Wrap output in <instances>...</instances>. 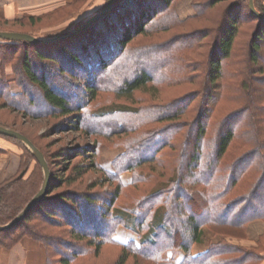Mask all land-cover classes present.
I'll list each match as a JSON object with an SVG mask.
<instances>
[{
  "label": "trees",
  "instance_id": "1",
  "mask_svg": "<svg viewBox=\"0 0 264 264\" xmlns=\"http://www.w3.org/2000/svg\"><path fill=\"white\" fill-rule=\"evenodd\" d=\"M129 1L115 0L103 20L115 40L110 32L97 31L98 24L63 42L0 39L2 66H13L20 85L22 76L28 80L16 94L0 79L2 107L24 118H67L72 131L94 139L78 153L90 162L76 165L70 176H58L41 136L0 119V125L21 132L42 151L51 171L48 195L23 221L0 231V251L29 238L45 246L46 264H130L131 258L160 264L170 251L185 253L181 264H264V234L256 247L233 241L246 238L251 222L264 221V20L253 13L250 0H193L195 15L186 19L177 11L180 0H138V10L128 7L122 13ZM72 3L19 21L0 17V30L31 34L43 19ZM255 6L264 15L263 2L255 0ZM114 43L120 50L111 54L106 48ZM66 53L70 62L57 57ZM48 60L60 67L65 83L52 80L58 75L45 68ZM73 60L84 65L87 77L96 78L88 99L76 100L66 83L79 74ZM152 65L158 67L154 73ZM31 87L41 92L50 111L40 108ZM140 91H148L141 102L134 98ZM106 94L137 107L99 114L91 105ZM0 136L23 149L20 173L0 184V225H6L39 193L44 177L24 143ZM103 141L126 150L113 162V171L104 170L115 189L101 195L72 188L87 171L101 169ZM65 155L70 162L73 153ZM124 173H132L131 184H123ZM63 186L66 190L56 193ZM163 207L162 222L155 225ZM127 217L139 245L115 238ZM206 228L222 239L194 256L193 246ZM110 247L122 250L117 260H107Z\"/></svg>",
  "mask_w": 264,
  "mask_h": 264
},
{
  "label": "rangeland",
  "instance_id": "2",
  "mask_svg": "<svg viewBox=\"0 0 264 264\" xmlns=\"http://www.w3.org/2000/svg\"><path fill=\"white\" fill-rule=\"evenodd\" d=\"M71 2H73L71 4L73 6H71L68 9H65L63 11H60L56 14L53 13L51 15L52 17L49 19H43V22H41V24L39 26H36V29L32 30L30 35H33L37 38L50 39V38L59 37L63 34H67L68 32H71L74 29L78 28L79 24L86 23L87 21H89L92 17H94L97 13H99L101 11V9L104 7V5H106L108 3V1L106 2V0H72L69 3H71ZM185 2L186 1H184V0H180L177 4V11H178L179 16H180L179 5H181V8H182L183 3H185ZM66 4H68V2ZM61 7H64V5H62ZM61 7H58V8H61ZM128 7L132 8L134 10H138V8H139L138 0H130L128 2L127 6L121 10V12L124 13L125 9ZM55 9H57V8H54L53 11ZM189 11L193 14L192 16L195 15V9L193 7V0H192V5L189 8ZM25 14H29V13H24L21 17H11V16L4 17V14L0 12V17H4L10 21H12V20L19 21V20L24 19V17L26 16ZM42 14H45V13H42ZM42 14H40V15H42ZM181 19H186V18L181 17ZM111 20L117 24L119 23V19H118V16L116 14L112 15ZM0 25L2 26V23H0ZM6 27L12 29V27L17 28L19 26L18 25H14V26L6 25ZM96 30L97 31L110 32V37L113 40H115L114 39V32L112 30L109 31V28L105 22L101 21L100 23H98ZM13 32H17V31H13ZM23 33H25V32H23ZM27 34H29V33H27ZM70 38H73V37H70ZM70 38H68V39H70ZM66 40H64V41H66ZM57 42H63V41H57ZM53 43H56V42H53ZM46 44H49V43H46ZM106 49L108 52L113 54L114 51H116V50L119 51L120 47L116 43H114L111 46H107ZM49 52L52 53L51 51H49ZM30 56L32 59H35L32 54ZM57 57L58 58L65 57V59L67 61H69V59L71 60V58L69 57V55L67 53L64 54V56L58 55ZM34 61L38 62L37 59H35ZM73 62L75 63L74 65H76L78 67L77 73H79V74L78 75L76 74L71 79H67L66 83H69L73 87V94L76 97V100L80 99L81 97L88 99L90 96V93H91L89 91L90 87L96 83V78L95 77H87L84 73V71L86 69L84 67V65H80L78 62H76L74 60H73ZM64 64H65V62H64ZM2 65H3V63L0 60V79L3 78V80L9 81V83H10L9 88H10V91L12 93H14V92L15 93L17 92L16 94L22 93L24 90V88H23L24 87V84H23L24 80L27 82H28V80L22 76V78H21L22 82L20 85V83L17 81L16 72L14 71V68H12L13 66H11V65L2 66ZM57 66L58 65H54L50 60L46 61V64H45V68H47L48 70H51L50 74L52 73L54 75V73H55L56 75H58V76L52 75L53 78H55V79H52V80H55L54 82L57 83V82L62 81V83H65L66 77L64 75L58 74L57 68L60 69V67H57ZM142 66H145V64L144 65L142 64ZM61 68H62V66H61ZM20 70L22 71V68H20ZM156 70H158V67H156V65H152L150 67L151 72L154 73ZM65 88L67 89L66 84H65ZM31 90H33L32 92H34L36 94V97H37L36 100L40 101L42 103L40 105V108L50 111L51 108L48 107L47 105H45L43 102L41 92L38 89L34 90V88H32ZM147 92L148 91L137 92L135 94L134 98L139 99L141 102L143 99H146V96L148 94ZM100 100H102V102L100 104L96 105L93 103V105H91V107L92 106H93V108L95 107L94 110H97V112L99 114H106V113H111V112H116V111H127V110L130 111L133 108L137 107V106L136 107L134 106L136 104H134V105L132 104V102H134V101L131 102L130 100H127V101L117 100L114 94L103 95ZM49 114H51V112ZM52 115L53 116L48 115L46 117H42V119H39V120L34 119L32 117L24 118L22 116V114L17 112V111H13L12 109H9L5 106L2 107V101H0V119L2 121L7 122V123L15 124L16 126L22 128L25 131H28L31 134H35V135L37 134L38 136H41L42 137V144L46 147V151L48 152V154L50 155V157L53 161V169L55 171V175L59 176V175L64 174L65 176H70V174H72V172L74 171V167L76 165L80 164L81 166L82 165L86 166L90 162L89 158L84 157V155L78 156V153L82 152L81 150L83 147H86V146L92 147L94 144V139L93 138H86L84 136V133H81L78 131H72V129H71L72 124L69 122V119L61 118L58 116L56 117V116H54V114H52ZM9 141L13 142L14 144H16L17 146L20 147V145H18V143H16L15 141H12V140H9ZM20 149L23 151V149L21 147H20ZM125 151L126 150L123 146L115 147L106 141H103L102 143H100V148H99V153H98V162L100 164L101 169H95V170L87 171L84 179L82 181H80L79 185L72 187V188H77L82 193H89V194L99 193L101 195H106L110 191L114 190L116 187V184L113 181L109 180V178L106 177V175H105L106 173L104 170L113 171V162L120 155H122ZM72 153H73V155L71 157L72 160L70 162H67L66 161L67 156L65 154H72ZM60 155H64V157H60ZM35 164H36V162L34 161L30 165V170H29L28 174L26 175V178L33 174V171L35 169ZM42 172H43V177H44L43 169H42ZM19 173H20V171H19ZM18 174H16L13 177H16ZM121 178H122L123 184L128 185V184L132 183L133 175H132V173H124L123 175H121ZM65 188L66 187L63 186L56 193L62 192V190ZM100 207L103 208V205H100ZM165 212H166L165 207H163L159 210L157 217H156L157 221L155 223L158 222L159 218L163 217ZM125 215L126 214H122V216H125ZM125 219H127V222L125 223V220H124V223L118 227L116 234H115V238L117 240L121 239L119 241L122 243H125L122 240L130 242L129 238L135 237L136 240H134V241L137 243V245H139L140 236L138 234H136L135 232H133L129 228L130 226H132L134 224V223H132L131 217H127ZM256 221H262V220H256ZM256 221H253V222H256ZM253 222H251L250 224H252ZM262 222L264 224V221H262ZM157 224H155V225H157ZM250 224L247 227L246 238L235 239V240H233L234 243L239 244L241 246H245L247 248L258 246V242H259L260 238L262 237V235L264 234V230L258 238L250 239V237H249V226H250ZM204 230H206L208 232L207 234H209L208 240L211 242L209 245H211L212 243H217L222 239V236L214 234L210 229L206 228ZM128 242H126V243H128ZM109 252H110V256H108V257H110V258L107 257V260L113 259V258H114V260H117L119 258V256L121 255L122 250L119 248L113 249L112 247H110ZM171 252H176V251L168 252L162 263H164L168 260V255ZM103 260H104V258H103ZM92 262L95 263V260H92ZM87 263H88V260H87ZM108 263L109 262L103 263L102 260H101V262L99 261V264H108ZM162 263H160V264H162ZM130 264H154V263H152L151 261L142 260L140 258H131Z\"/></svg>",
  "mask_w": 264,
  "mask_h": 264
},
{
  "label": "crops",
  "instance_id": "3",
  "mask_svg": "<svg viewBox=\"0 0 264 264\" xmlns=\"http://www.w3.org/2000/svg\"><path fill=\"white\" fill-rule=\"evenodd\" d=\"M70 1L72 0H0V12L4 14V17H21L24 13L40 15L54 8L61 7ZM184 1L186 2L183 3L182 8L181 5H179V13L182 18H187L193 15L189 11L192 0ZM261 1L264 4V0ZM22 155L23 151L19 146L0 136V184L19 173ZM161 222L162 217L159 218L157 223L160 224ZM263 230L264 224L262 221H256L250 224V239L258 238ZM207 233L208 232L204 230L200 242L194 245L192 249V254L194 256H200L209 249V244L211 242L208 240L209 234ZM129 239L130 241L136 240L135 237H130ZM122 241L125 243L128 242ZM185 256L183 251L171 252L168 255V260L162 264H181ZM46 261L47 254L45 246L29 238L23 239L12 249H2L0 251V264H46Z\"/></svg>",
  "mask_w": 264,
  "mask_h": 264
},
{
  "label": "water",
  "instance_id": "4",
  "mask_svg": "<svg viewBox=\"0 0 264 264\" xmlns=\"http://www.w3.org/2000/svg\"><path fill=\"white\" fill-rule=\"evenodd\" d=\"M114 6H115V0H108L106 7L103 10H101L99 13H97L94 17H92L89 21L79 26L78 28L74 29L73 31L68 32L67 34H63L56 38L42 39L23 32L0 30V39L14 41V42H27L32 44H46L57 41H64L70 37H74L77 34H80L90 29L94 25L103 21L112 12ZM250 6L253 13L257 15L260 19L264 20V15L257 10L254 0H250ZM0 135L12 137L24 143L30 149V151L35 155V157L37 158L38 162L41 164L44 171V182L39 193L28 203V205L25 207L23 212L19 214L14 220H12L10 223L6 225H0V231H6L13 228L21 221H23L26 218V216L36 206H38V204L48 195L50 182H51V171L48 161L44 156V154L42 153V151L27 136H25L24 134H22L17 130L5 127L3 125H0Z\"/></svg>",
  "mask_w": 264,
  "mask_h": 264
}]
</instances>
